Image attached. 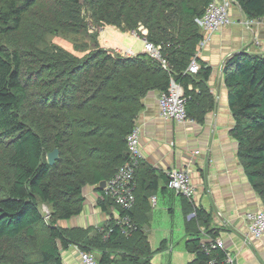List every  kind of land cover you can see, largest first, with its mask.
Returning a JSON list of instances; mask_svg holds the SVG:
<instances>
[{
  "label": "trees",
  "instance_id": "trees-1",
  "mask_svg": "<svg viewBox=\"0 0 264 264\" xmlns=\"http://www.w3.org/2000/svg\"><path fill=\"white\" fill-rule=\"evenodd\" d=\"M209 0H3L0 33L8 37L21 28L25 17L42 6L56 13L52 22L64 28L85 27L84 12L95 26L133 32L141 40L160 47L167 62L164 70L143 52L127 56L101 48L96 43L86 56L75 57L56 48L22 51L0 47V133L11 147L8 164L11 176L2 178L0 195V239L24 241L26 261L20 264H63L62 251L75 245L94 255L98 264H150L144 225L135 220L133 208L127 215L133 229L123 235L111 220L102 232L103 242L83 237L73 240L58 226L60 221L80 215L83 188H100L128 160L126 138L137 125L143 100L150 93H164L170 82L182 87L187 120L200 122L213 109L214 98L199 87L211 69L198 58V72L186 70L203 40L195 24ZM249 20L264 17V0H236ZM62 16L56 15L61 10ZM30 12V13H29ZM55 15V16H54ZM48 17L30 20L36 33ZM145 31L144 36L141 32ZM227 105L233 118L230 137L237 144V157L253 191L264 207V55L243 49L227 57L222 66ZM191 85V90L188 86ZM6 146V145H5ZM57 149L59 158L49 166L46 156ZM134 184L137 182V168ZM148 176L154 172L147 169ZM167 187V177L160 176ZM155 187V182L153 184ZM99 201L103 211L108 202ZM184 202L188 199L178 196ZM44 207L48 210L45 217ZM117 211L119 208L116 207ZM196 229L186 226L185 249L194 256L187 264H227L225 250L212 246L218 233L210 230V216L194 207ZM125 249L113 258L115 249ZM110 249V253L107 250ZM0 264H11L2 258Z\"/></svg>",
  "mask_w": 264,
  "mask_h": 264
},
{
  "label": "crops",
  "instance_id": "crops-1",
  "mask_svg": "<svg viewBox=\"0 0 264 264\" xmlns=\"http://www.w3.org/2000/svg\"><path fill=\"white\" fill-rule=\"evenodd\" d=\"M230 14L234 23L212 35L207 46L196 53L211 72L206 82L196 80L199 85L195 86L194 91L198 93L200 86L207 88L208 94L214 98L213 109L206 111L200 122L177 124L164 121L158 116V94L150 93L143 100V109L137 121L141 164L136 171L133 212L135 220L145 228L147 247L152 253L150 264H162L163 259L167 264H177L176 259L180 261L179 264H187L194 259L185 249L188 241L186 226L191 225V230H194L197 225L193 220L194 207H200L209 214L208 227L218 233V239L232 264H264V237L255 240L249 236L244 220L245 213L262 211L264 207L247 181L237 157V144L229 135L233 118L227 105V90L222 77L223 63L231 54L246 49L251 54L264 55V17L251 20L253 25L249 30L244 25L249 19L238 7H232ZM114 33L119 35L122 32L116 28L102 29L99 43L101 40L107 43H100L102 48H108L113 41V49H120L116 47L117 37L116 40L112 39L116 36ZM191 88L189 85L188 89ZM147 169L154 173L148 176ZM173 169L186 170L196 189L185 210L182 199L169 190L160 177ZM83 197L80 215L60 221L58 226L73 240L79 236L100 244L104 240L102 232L116 216L117 206L108 202L103 211L98 202L104 200L96 185L85 186ZM153 198L154 203L151 202ZM160 203L172 213V222L169 229L161 231L156 241L160 243L153 249L148 229L152 225L153 212ZM175 212L182 216L178 230L174 226ZM176 235L180 236L179 242L175 239ZM114 249L111 258L126 252L125 249ZM155 254L161 256L160 262L152 258ZM61 256L63 264H80L79 249L75 245L62 251Z\"/></svg>",
  "mask_w": 264,
  "mask_h": 264
},
{
  "label": "built area",
  "instance_id": "built-area-1",
  "mask_svg": "<svg viewBox=\"0 0 264 264\" xmlns=\"http://www.w3.org/2000/svg\"><path fill=\"white\" fill-rule=\"evenodd\" d=\"M236 6V0H209L200 18L195 19V24L203 34V40L198 46H203L208 42L210 37L222 29L231 26L234 21L231 17L232 7ZM244 25L250 30L253 21L248 20ZM144 36L146 32H141ZM143 43V53L152 61L161 65L164 70H167V62L161 56L160 47L147 42L145 39L141 40ZM255 43H257L255 41ZM197 55L193 57L186 70L188 74H196L198 72V64L196 62ZM186 98H184L182 87L170 82L169 88L166 92L158 94L157 108L158 116L164 121L175 122L183 124L189 122L185 112ZM126 147L128 160L123 163L116 171L111 180L105 183L103 188L105 196L110 198L114 204L119 208L114 217V222L121 226L123 235H129L133 229L132 223L127 215L134 204V175L136 167L141 160L140 153V128L138 125L134 126L126 138ZM167 187L175 195L182 196L191 200L196 192L195 186L192 183L190 174L186 170L173 169L166 171ZM154 203L155 199H151ZM244 220L247 223V232L255 240L264 237V210L257 212H247L244 214ZM217 246L224 250L223 244L219 239L215 241L204 238L201 245L206 243ZM80 264H98L94 255L79 251ZM227 264H232L229 256L226 258ZM209 264H213L210 262Z\"/></svg>",
  "mask_w": 264,
  "mask_h": 264
},
{
  "label": "rangeland",
  "instance_id": "rangeland-1",
  "mask_svg": "<svg viewBox=\"0 0 264 264\" xmlns=\"http://www.w3.org/2000/svg\"><path fill=\"white\" fill-rule=\"evenodd\" d=\"M2 1L3 0H0V7H2ZM64 11L65 9L61 10L56 15L62 16V12ZM54 13H56V9L51 6H42L35 9L25 17L19 31L10 34L8 37L2 36L0 33V47L7 50L15 49L19 51H22L25 47L42 49L56 47L70 54L71 56L82 57L86 56L90 51L93 50L97 41L99 43L102 29H114V27H106L103 25L95 26L88 18L85 17L84 12L80 13L79 20L83 18V21L81 22L85 27L80 29H77L76 27L64 28L61 27V25H58L56 21L52 22V20H50V16H52ZM45 17H48L49 19H45L39 24V28L36 33L34 32L33 27L29 29L28 25L30 20L37 21ZM118 34L119 35L114 33L113 35L116 36L112 37V39L116 40L117 37L118 44L116 47L120 49H116L115 51L113 49L115 48L113 47L115 45H112V41V44L108 45L106 50L114 51L115 53L117 52L121 54V56H136L142 54L143 43L135 33L128 32L127 34ZM100 43H104L103 45L107 44L102 40ZM206 44L203 46H198L195 52L200 53V51L207 46ZM7 141L8 139H2L0 133V185H2V178L7 180V178H9L12 174L11 168L8 164L11 147L7 144ZM0 195H2L1 188ZM43 209L44 212H48L46 207ZM174 219L176 224L174 225L175 229L178 230L179 221H182L181 214L175 212ZM171 222L172 213L168 210H165V205L160 203V206L157 207V210L153 212L152 225L150 229H148V236L153 249H156L160 243H157L156 241H158L161 231L164 229H169ZM179 237L180 236L178 235L175 237L176 241L178 242ZM23 245L24 241H13L1 238L0 262H2V258L5 261H10L11 264H20L21 261H26V254L24 252ZM152 258L155 259V261H161L160 255L155 254ZM176 262L177 264L180 263L178 259H176ZM162 264H167L165 259H163Z\"/></svg>",
  "mask_w": 264,
  "mask_h": 264
},
{
  "label": "water",
  "instance_id": "water-1",
  "mask_svg": "<svg viewBox=\"0 0 264 264\" xmlns=\"http://www.w3.org/2000/svg\"><path fill=\"white\" fill-rule=\"evenodd\" d=\"M58 158H59V152H58V150L57 149L52 150L46 156V160H47L48 165L49 166H53L55 164V162L58 160ZM104 186H105V183L102 182L100 184V186H99L100 187L99 189H103ZM45 217H48V212H46Z\"/></svg>",
  "mask_w": 264,
  "mask_h": 264
}]
</instances>
